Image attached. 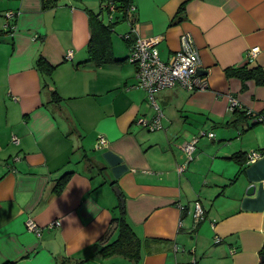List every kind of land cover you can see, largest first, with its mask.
<instances>
[{
    "label": "crops",
    "instance_id": "crops-1",
    "mask_svg": "<svg viewBox=\"0 0 264 264\" xmlns=\"http://www.w3.org/2000/svg\"><path fill=\"white\" fill-rule=\"evenodd\" d=\"M91 17L107 38L93 39ZM184 34L209 87L158 92L162 128L151 132L140 120L158 112L139 87L132 46L156 40L168 61ZM244 67L264 72V0H61L49 10L41 0H0V264H136L99 253L118 238L117 226L105 241L121 215L116 187L141 241L138 264H260L264 155L250 164L248 154H264L255 121L264 85L230 75ZM194 138L187 164L182 147ZM29 218L60 227L39 237Z\"/></svg>",
    "mask_w": 264,
    "mask_h": 264
},
{
    "label": "built area",
    "instance_id": "built-area-1",
    "mask_svg": "<svg viewBox=\"0 0 264 264\" xmlns=\"http://www.w3.org/2000/svg\"><path fill=\"white\" fill-rule=\"evenodd\" d=\"M108 8L111 10L116 9L114 5H109ZM131 9H135L134 6L130 5ZM17 13L8 12L5 15L7 20L13 19L17 16ZM132 31L125 38L130 39ZM157 42L153 39H146L138 37L135 40L134 45L131 49L129 61L136 68L137 79L139 87L146 91L149 96L150 102L154 105L158 112V117L152 122L148 123L145 120L140 122L149 128V131L153 132L162 128L161 118L163 116L160 108L156 103L155 96L158 92L170 88H183L188 91H197L208 89L209 85L206 77H201L199 71L201 70V56L198 48L194 42V39L190 34H184L180 38V49L177 51L168 61H163L160 57V52L156 47ZM259 48H253L248 53V61L254 60L259 53ZM73 52H69L67 59H71ZM234 107H237V103H233ZM257 123L264 124V114L255 117ZM208 136L210 139H215V134H203ZM13 141L15 144H19L18 138L14 137ZM198 138H194L190 142L184 144L182 147L184 153L187 156V164L192 162L195 157ZM100 146L106 144V139L100 137ZM264 154L261 152H251L248 154V163L252 164L262 158ZM179 172H184L185 166L178 168ZM204 211L200 204L195 205L194 219L196 223H199L203 218ZM60 227L59 221H53L46 226H40L35 220L29 218L26 221V229L30 233H34L41 237L46 230H52ZM220 242V240H217Z\"/></svg>",
    "mask_w": 264,
    "mask_h": 264
},
{
    "label": "trees",
    "instance_id": "trees-1",
    "mask_svg": "<svg viewBox=\"0 0 264 264\" xmlns=\"http://www.w3.org/2000/svg\"><path fill=\"white\" fill-rule=\"evenodd\" d=\"M41 1L44 10H49L57 7L61 0H41ZM91 26L93 30V39H95L96 35H100L107 38L108 34H110L109 33L110 29L105 27L97 17H91ZM43 63L44 61L42 60L39 61L40 68L46 69ZM230 75L236 76L242 81L256 79L260 85H264V72L261 69H249L247 67H244L236 70H231ZM68 176L69 175L67 174L61 179L60 183L62 182V185L65 184ZM122 207L123 206L120 207L121 215H119V217L114 219V223L118 224V238L114 242L107 243L104 246H102L99 253L105 258L115 257V256L125 257L138 264L141 260V250H142L141 241L126 222L124 208ZM263 258H264V246L261 251L262 260L260 264H264ZM77 264H85V261H78Z\"/></svg>",
    "mask_w": 264,
    "mask_h": 264
},
{
    "label": "water",
    "instance_id": "water-1",
    "mask_svg": "<svg viewBox=\"0 0 264 264\" xmlns=\"http://www.w3.org/2000/svg\"><path fill=\"white\" fill-rule=\"evenodd\" d=\"M201 73H202V72L199 71V74H201ZM114 191L116 192L117 196L120 198L121 204H122V206L124 207V198L122 197L119 188H118V187L114 188ZM249 192H250V194H254V187H252L251 190H250ZM117 226H118V224L115 223L114 226L112 227L110 233L108 234V236H107V238H106L105 241H107V240L113 235V233H114V231L116 230ZM263 259H264V258H263Z\"/></svg>",
    "mask_w": 264,
    "mask_h": 264
},
{
    "label": "rangeland",
    "instance_id": "rangeland-1",
    "mask_svg": "<svg viewBox=\"0 0 264 264\" xmlns=\"http://www.w3.org/2000/svg\"><path fill=\"white\" fill-rule=\"evenodd\" d=\"M120 26V25H119ZM120 31H121V29H120ZM114 40L116 41V45L118 44V34L117 33H115L114 34ZM203 139H207V137H203ZM192 257V256H191ZM193 261H192V259H191V261L189 262V264H193L192 263ZM199 263V262H198Z\"/></svg>",
    "mask_w": 264,
    "mask_h": 264
}]
</instances>
